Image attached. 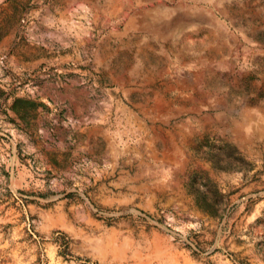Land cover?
<instances>
[{"label":"rangeland","instance_id":"obj_1","mask_svg":"<svg viewBox=\"0 0 264 264\" xmlns=\"http://www.w3.org/2000/svg\"><path fill=\"white\" fill-rule=\"evenodd\" d=\"M0 264H264V0H0Z\"/></svg>","mask_w":264,"mask_h":264},{"label":"water","instance_id":"obj_2","mask_svg":"<svg viewBox=\"0 0 264 264\" xmlns=\"http://www.w3.org/2000/svg\"><path fill=\"white\" fill-rule=\"evenodd\" d=\"M25 19V15L22 16L21 20H24ZM22 27V25H20V28ZM44 42V41H42Z\"/></svg>","mask_w":264,"mask_h":264}]
</instances>
